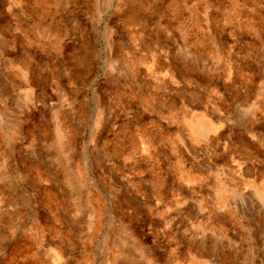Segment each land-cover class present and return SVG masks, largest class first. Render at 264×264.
Masks as SVG:
<instances>
[{
	"label": "rangeland",
	"instance_id": "rangeland-1",
	"mask_svg": "<svg viewBox=\"0 0 264 264\" xmlns=\"http://www.w3.org/2000/svg\"><path fill=\"white\" fill-rule=\"evenodd\" d=\"M0 264H264V0H0Z\"/></svg>",
	"mask_w": 264,
	"mask_h": 264
}]
</instances>
